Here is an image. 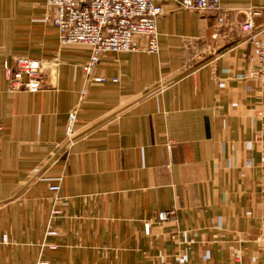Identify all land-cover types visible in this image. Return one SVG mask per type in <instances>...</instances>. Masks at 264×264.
Here are the masks:
<instances>
[{"label": "crops", "instance_id": "obj_1", "mask_svg": "<svg viewBox=\"0 0 264 264\" xmlns=\"http://www.w3.org/2000/svg\"><path fill=\"white\" fill-rule=\"evenodd\" d=\"M223 4L218 28L164 1L158 52H107L88 73L91 47L61 43L47 0H0L2 264H264V88L248 77L264 0ZM55 54L38 91L5 73Z\"/></svg>", "mask_w": 264, "mask_h": 264}, {"label": "built area", "instance_id": "obj_2", "mask_svg": "<svg viewBox=\"0 0 264 264\" xmlns=\"http://www.w3.org/2000/svg\"><path fill=\"white\" fill-rule=\"evenodd\" d=\"M166 0H47L48 5L56 11L52 22L59 28L61 43H79L91 47V56L83 65L86 72L91 73L93 67L107 52L120 51H159V33L157 19L164 12ZM181 9L213 13L218 20V28L227 17V9L223 0H178ZM252 11L241 27L247 33L256 30ZM216 30L214 36L218 35ZM253 40L257 46V62L248 77L260 81L264 88V37ZM60 57L55 54L48 60L25 55L16 56L13 61H5V73L12 81L14 88L38 91L46 86V67L55 70ZM91 79L103 81L104 76H92ZM115 77L113 80H117ZM86 93L83 89L82 95ZM78 105L68 114L67 135L73 136L78 120ZM60 183H52L49 189L54 192V206L51 216L62 213L63 197L59 195ZM173 210L159 212V219L165 220L173 215ZM146 233H150V224H146ZM7 234L2 235V242L8 243ZM0 264H2L0 262ZM38 264H49L40 260Z\"/></svg>", "mask_w": 264, "mask_h": 264}]
</instances>
